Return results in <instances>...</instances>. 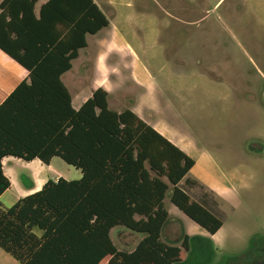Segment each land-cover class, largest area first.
<instances>
[{"label":"trees","instance_id":"obj_1","mask_svg":"<svg viewBox=\"0 0 264 264\" xmlns=\"http://www.w3.org/2000/svg\"><path fill=\"white\" fill-rule=\"evenodd\" d=\"M39 1L0 3V51L28 72L0 103V197L10 188L4 158H59L80 178L47 180L9 208L0 203V250L18 264H187L199 239L210 257V237L183 234L179 246L161 240L168 194L209 236L223 225L182 187L201 186L187 177L195 161L131 110H111L102 88L72 107L60 77L86 36L109 26L106 16L93 0H46L36 14ZM116 227L143 236L132 251L114 246Z\"/></svg>","mask_w":264,"mask_h":264},{"label":"rangeland","instance_id":"obj_2","mask_svg":"<svg viewBox=\"0 0 264 264\" xmlns=\"http://www.w3.org/2000/svg\"><path fill=\"white\" fill-rule=\"evenodd\" d=\"M94 1L110 24L89 38L83 86L75 74L62 79L73 104L91 82L97 83L111 91V110L134 108L191 155L195 166L187 177L203 186L182 187L223 225L211 238L166 196L164 206L171 215L161 240L179 246L187 233L210 237L215 249L208 257L206 246L192 240L187 264H204L207 259L208 264H261L257 257L264 250V0ZM126 44L152 73V90L127 73L121 78L110 75L132 63ZM18 81L10 79L9 86ZM4 166L15 186L3 203L32 183L37 189L58 177L80 178V171L59 158L49 165L7 158ZM142 237L121 227L111 233L114 246L124 251ZM13 263L0 250V264Z\"/></svg>","mask_w":264,"mask_h":264},{"label":"crops","instance_id":"obj_3","mask_svg":"<svg viewBox=\"0 0 264 264\" xmlns=\"http://www.w3.org/2000/svg\"><path fill=\"white\" fill-rule=\"evenodd\" d=\"M3 0H0V3L2 2ZM94 1V0H93ZM46 0H41L39 1L36 5H35V13L37 14L38 11H39V7L45 3ZM95 2V1H94ZM96 3V2H95ZM97 4V3H96ZM98 5V4H97ZM99 7V5H98ZM100 8V7H99ZM100 10L103 12V10L100 8ZM103 14L105 15V13L103 12ZM110 24V23H109ZM107 28V27H106ZM104 28V29H106ZM104 29H102L101 31H103ZM101 31H99L96 35H87L86 36V43H87V47L84 48V49H81L79 50V53H78V57L74 60L71 61V68L66 71L64 74L61 75L60 79L62 81V79L66 76H71L72 74H75V77L78 78V80L81 81V87L83 86L82 84V80L86 78L87 76V68H86V56L84 55V51L88 48V45H89V38L90 37H95L97 36ZM126 46L128 47V51L129 53H131V55L133 56L132 57V63L130 65H128L127 68H122L118 71V74H115L114 72H110L111 76H114L115 78H121V77H125V73H127V77L129 79H132L133 81H137L139 82V85H141L142 87L144 86V88L147 90V91H150L152 90L153 88H155L153 86V88L150 86L151 83H150V78H153L152 76V73L150 72V70L148 69V67L146 66H141L140 65V59L139 57L136 55V53L129 47V45L126 44ZM1 68H5L7 72H3L1 70ZM94 72L97 73V69L98 68H94ZM4 73V76H3V73ZM28 76V72L22 68L21 66H19L17 63H15L12 59H10L8 56L4 55L1 51H0V77H4V80H1L0 82V103L5 99V97L24 79H26ZM10 79H13V80H19L17 83L9 86V84H11L9 81ZM135 82V83H137ZM63 83V82H62ZM147 84V85H146ZM150 84V85H149ZM64 85V84H63ZM136 85V84H135ZM138 85V84H137ZM9 86V87H8ZM65 86V85H64ZM66 87V86H65ZM102 88L103 90H105L107 93H108V98L111 94V91L108 90V88H105V87H102L100 86L99 84H94V82H91L90 83V86L88 88V90L86 91V93L83 94V96H81V94H79L77 100H76V103L73 104V100L71 98V102H72V107L77 110L92 94L93 91H95L96 89L98 88ZM67 89V88H66ZM69 92V91H68ZM70 94V93H69ZM71 96V95H70ZM109 106V104H108ZM124 109V108H123ZM122 109V110H123ZM121 110V111H122ZM129 110H131L132 112H135L134 108L130 107ZM116 112H120V111H116ZM137 115V114H136ZM138 116V115H137ZM139 117V116H138ZM140 118V117H139ZM142 119V118H141ZM143 120V119H142ZM144 121V120H143ZM146 122V121H145ZM147 123V122H146ZM150 125V124H149ZM151 126V125H150ZM153 127V126H152ZM155 129V128H154ZM156 130V129H155ZM157 131V130H156ZM160 133V132H159ZM161 134V133H160ZM170 141V140H169ZM172 142V141H171ZM173 143V142H172ZM175 146H177L179 149H181L182 151H184L189 157L191 156L184 148H182L180 145L178 144H175L173 143ZM7 159V158H4L2 161L3 163V172H4V175L9 179L10 181V187H14L15 186V180L14 178H9L6 174V170H5V166H4V160ZM51 163V161H50ZM195 166V165H194ZM8 169L10 170V174L11 176L13 175V172L11 171L12 168H9ZM59 178V177H58ZM58 178H56L55 180H57ZM61 178V177H60ZM191 179V178H190ZM194 180V179H193ZM197 181V180H196ZM46 182V181H45ZM43 182L39 188L35 189L36 188V184L35 183H32L33 185L29 186L28 188L26 189H18V191H16V196L13 197V199L9 200L7 199V202L6 203H3L2 202V199L4 197V195L6 194L7 191L4 192V194L0 197V203L3 207L5 208H9L10 206H12L18 199L20 198H23L29 194H32L38 190H40V188L42 187V185L45 183ZM198 182V181H197ZM199 183V182H198ZM200 184V183H199ZM201 186H203L202 184H200ZM210 191H214V190H211L209 189ZM216 192V191H214ZM216 195H218L216 193ZM219 196V195H218ZM174 208V207H173ZM175 209V208H174ZM167 210V209H166ZM168 211V210H167ZM168 214H169V217H170V212L168 211ZM112 231H114V229H112L110 231V238H111V233ZM187 236H189L187 233H186ZM208 235V234H206ZM209 236V235H208ZM215 236V235H214ZM214 236H210L211 238L214 237ZM191 237V236H189ZM112 240V239H111ZM135 247V246H134ZM134 247H132L130 250H127L125 252H130L134 249ZM117 248V247H116ZM117 250L119 251H124V250H121V249H118ZM6 255V254H5ZM8 256V255H7ZM9 257V256H8ZM10 258V257H9ZM12 259V258H10ZM13 260V259H12ZM14 261V260H13ZM13 264H18L16 261H14Z\"/></svg>","mask_w":264,"mask_h":264}]
</instances>
